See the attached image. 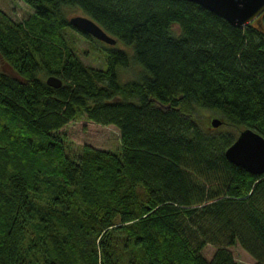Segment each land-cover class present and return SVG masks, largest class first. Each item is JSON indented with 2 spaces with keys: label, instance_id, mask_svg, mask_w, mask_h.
I'll return each mask as SVG.
<instances>
[{
  "label": "trees",
  "instance_id": "obj_1",
  "mask_svg": "<svg viewBox=\"0 0 264 264\" xmlns=\"http://www.w3.org/2000/svg\"><path fill=\"white\" fill-rule=\"evenodd\" d=\"M21 1L24 22L0 12V57L18 77L0 73V264H238L235 244L264 264V174L223 155L241 129L264 139V11L236 28L184 0ZM68 7L130 53L84 66L62 35L89 39ZM81 119L114 126L118 153L67 156L57 131Z\"/></svg>",
  "mask_w": 264,
  "mask_h": 264
},
{
  "label": "rangeland",
  "instance_id": "obj_2",
  "mask_svg": "<svg viewBox=\"0 0 264 264\" xmlns=\"http://www.w3.org/2000/svg\"><path fill=\"white\" fill-rule=\"evenodd\" d=\"M0 12L14 22H24L32 14V10L21 0H0ZM64 16L66 19L81 15L75 8H64ZM65 45L69 47L78 57L84 66L94 69L103 70L105 68L106 51L113 47L115 49L125 50L121 42H116L114 45H108L97 40H92L91 37H84L79 32L73 29H67L62 33ZM126 53H130V48L126 47ZM120 70V69H119ZM117 72L118 80L120 82H128L135 80L139 68L137 66H130L126 69H121ZM0 73L7 74L12 78H18L9 66L0 57ZM48 75L45 73H38L37 77L44 81ZM202 118L201 124L205 127L209 126V121L216 117L215 113L210 111H200ZM220 126V125H219ZM212 128L211 130L218 132L223 130V127ZM234 133L236 128H231ZM64 138V150L67 156L77 158L81 154L83 146H89L93 149L107 151L111 153H118L119 149V132L112 126H101L84 119L78 121H69L62 128L57 131ZM32 239V230L28 227L24 236V245ZM215 250V247L206 245L200 251V255L205 260H209ZM226 250L230 253L232 259L238 264H253V259L237 244L227 247Z\"/></svg>",
  "mask_w": 264,
  "mask_h": 264
},
{
  "label": "water",
  "instance_id": "obj_3",
  "mask_svg": "<svg viewBox=\"0 0 264 264\" xmlns=\"http://www.w3.org/2000/svg\"><path fill=\"white\" fill-rule=\"evenodd\" d=\"M192 2L229 25L240 28L253 21L264 11V0H184ZM71 27L88 35L92 39L108 45L115 40L109 37L91 19L77 15L67 22ZM44 84L49 88H59L61 82L54 76H48ZM212 128L220 125L217 118L209 121ZM224 158L235 167L251 175L264 174V139L249 128L239 130L233 142L225 149Z\"/></svg>",
  "mask_w": 264,
  "mask_h": 264
}]
</instances>
